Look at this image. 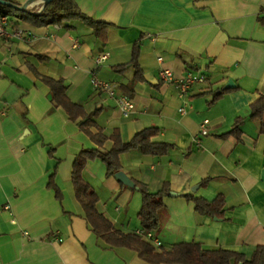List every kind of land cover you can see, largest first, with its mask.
<instances>
[{"label": "crops", "instance_id": "crops-1", "mask_svg": "<svg viewBox=\"0 0 264 264\" xmlns=\"http://www.w3.org/2000/svg\"><path fill=\"white\" fill-rule=\"evenodd\" d=\"M74 1L85 15L109 25L105 43L78 20L22 24V37L0 36V264H148L132 250L107 247L82 217L72 166L81 150L98 146L52 104L36 73L62 78L69 98L87 111L101 108L95 121L105 135L118 129L127 142L153 126L160 129L157 140L174 145L165 156H119L120 171L134 182L151 192L165 184L170 189L160 237L154 236L162 246L198 242L249 259L264 245V131L249 117L251 103L264 95V0ZM136 42L144 82L135 84L129 97L135 109L124 116L115 98L92 80L111 83L124 95L120 86L133 70L119 73L113 66L130 61ZM102 52L109 56L97 64ZM162 69L175 77L193 71L208 81L180 96L161 79ZM228 81L234 87L225 88ZM237 117L245 119L240 140L219 138ZM206 119L204 135L200 124ZM54 171L61 199L49 186ZM83 177L98 195L96 209L115 227L140 229L137 188L107 175L99 159L87 162ZM186 194L208 201L224 196V217L197 213Z\"/></svg>", "mask_w": 264, "mask_h": 264}, {"label": "trees", "instance_id": "trees-1", "mask_svg": "<svg viewBox=\"0 0 264 264\" xmlns=\"http://www.w3.org/2000/svg\"><path fill=\"white\" fill-rule=\"evenodd\" d=\"M17 4L13 0H6ZM33 3V4H32ZM0 12L10 18V26L13 29L20 25H28L33 28L49 25H64L71 21H81L92 29L96 38L103 43L107 41L109 25L98 22L85 15L74 0H52L45 3L44 0H32L23 9L9 7L0 4ZM261 22L264 19L259 18ZM141 52L140 42L134 43L131 51V59L128 63L113 66L116 72H124L128 68L133 70L131 80L120 86L121 92L127 96H132L134 86L138 82H144V76L139 64ZM45 61L47 58L37 56ZM48 87L50 100L55 107L64 110L69 119L77 123L79 129L85 133L98 147L94 149H83L73 162L71 172V185L73 187L75 199L82 209V217L86 220L88 227L96 235L97 239L103 241L109 248L122 247L137 253V256L148 264H264V245H259L248 259L243 254L225 250L221 248H206L198 242H180L170 246L155 247L143 235L136 232H123L114 226L113 222L96 209L98 195L93 187L84 179L83 170L88 161L99 159L107 167V175H115L121 170L119 156L128 152H139L142 155L165 156L169 154L174 145L168 142L159 141L160 134L158 127H146L137 132L131 140L124 142L121 139L119 130H113L110 135H105L97 125L95 118L99 115L101 108L87 111L82 104L73 102L67 95V86L60 77L35 74ZM208 79H206V82ZM227 90H222L215 94L213 101L219 99ZM250 119L257 121L261 131H264V95H261L250 105ZM245 123L243 117H237L231 129L219 135V138L234 137L240 140L242 126ZM110 141L111 146L104 148V144ZM54 171L50 176L49 186L53 188L55 197L61 199V191L53 183ZM207 180H203L200 185H206ZM135 187L142 196L141 207L138 212L140 229L144 233L154 232L160 229L163 220L167 215V207L164 198L170 193L168 185L158 192H151L139 181H135ZM184 197L191 201L194 210L202 215L215 218H223L227 211L224 196L218 195L212 201L194 197L186 194Z\"/></svg>", "mask_w": 264, "mask_h": 264}, {"label": "built area", "instance_id": "built-area-1", "mask_svg": "<svg viewBox=\"0 0 264 264\" xmlns=\"http://www.w3.org/2000/svg\"><path fill=\"white\" fill-rule=\"evenodd\" d=\"M9 20L10 18L8 15L0 12V36L6 39L22 37V35L25 34V31L21 28H16V29L11 28ZM108 56H109L108 52L100 53L96 57V63L100 64ZM159 75L164 82L171 84L179 92L180 96H185L188 90L193 85L206 82V77L204 75L194 73L193 71H188L182 77H175L172 70L162 69ZM92 82L95 88H101L104 91H106L110 97L115 98L122 115L128 116L132 111H134L135 109L134 102L125 95L117 94L115 91V86L113 84L103 82L99 80L98 78H96L95 76L93 77ZM179 112L185 114L186 110L184 107H181L179 108ZM208 123L209 121L206 119V120H203V122L200 124L201 134H204V135L207 134ZM135 232L139 235H143L155 247L162 246L161 242L157 238L154 237L152 232L144 233L143 230L141 229H138Z\"/></svg>", "mask_w": 264, "mask_h": 264}, {"label": "water", "instance_id": "water-1", "mask_svg": "<svg viewBox=\"0 0 264 264\" xmlns=\"http://www.w3.org/2000/svg\"><path fill=\"white\" fill-rule=\"evenodd\" d=\"M30 1L32 0H27L24 4H22V6H17L14 3L8 2L6 0H0V4H5L8 5L9 7H13V8H17V9H23V7L25 5H27ZM52 0H44L45 3H49ZM234 87L232 81H228V83L226 84L225 88H231ZM219 93V92H218ZM115 177L118 179L119 182H121L122 184L130 187V188H136L135 187V182L129 177L127 176L124 172L119 171L115 174ZM196 188H194L193 190H195Z\"/></svg>", "mask_w": 264, "mask_h": 264}, {"label": "rangeland", "instance_id": "rangeland-1", "mask_svg": "<svg viewBox=\"0 0 264 264\" xmlns=\"http://www.w3.org/2000/svg\"><path fill=\"white\" fill-rule=\"evenodd\" d=\"M160 229H161V228H160ZM160 229H158V230H156V231L153 232V235H154L155 237H160V234H161Z\"/></svg>", "mask_w": 264, "mask_h": 264}]
</instances>
